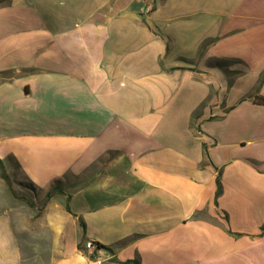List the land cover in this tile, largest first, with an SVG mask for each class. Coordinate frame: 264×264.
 Masks as SVG:
<instances>
[{"label":"crops","instance_id":"1","mask_svg":"<svg viewBox=\"0 0 264 264\" xmlns=\"http://www.w3.org/2000/svg\"><path fill=\"white\" fill-rule=\"evenodd\" d=\"M258 97L264 0H4L0 264H264Z\"/></svg>","mask_w":264,"mask_h":264},{"label":"rangeland","instance_id":"2","mask_svg":"<svg viewBox=\"0 0 264 264\" xmlns=\"http://www.w3.org/2000/svg\"><path fill=\"white\" fill-rule=\"evenodd\" d=\"M11 183L15 188H17L19 194H23V197H27L28 199H36L39 196V192L36 189H32L29 182L23 180L21 174H19L18 170H15L11 175ZM39 200V199H38Z\"/></svg>","mask_w":264,"mask_h":264},{"label":"trees","instance_id":"3","mask_svg":"<svg viewBox=\"0 0 264 264\" xmlns=\"http://www.w3.org/2000/svg\"><path fill=\"white\" fill-rule=\"evenodd\" d=\"M4 0H0V3H2ZM257 101L259 102V103H261V104H264V97H258L257 98ZM0 168L2 169V173H1V175H2V178L5 180V182H6V184L9 186V188L12 190V184H11V181H10V178H9V176H8V174L6 173V171H5V169H4V167H3V162L0 160ZM217 184H218V190H217V196L218 195H220V193H221V184H220V172L218 173V176H217ZM31 185V188L33 189H35V187H33L32 186V184H30ZM56 188L57 187H53L48 193H47V198H50V196H51V193L54 191V190H56ZM59 192H62L61 191V189H57ZM13 191V190H12ZM13 193L15 194V196H17L18 198H20V199H24L23 197H20V196H18L14 191H13ZM67 208H69L68 206H67ZM41 211V209H39V212ZM99 245V247H102L100 244H98Z\"/></svg>","mask_w":264,"mask_h":264},{"label":"built area","instance_id":"4","mask_svg":"<svg viewBox=\"0 0 264 264\" xmlns=\"http://www.w3.org/2000/svg\"><path fill=\"white\" fill-rule=\"evenodd\" d=\"M85 249L88 251L87 264H107V259L98 255L101 247L93 240H88L85 243Z\"/></svg>","mask_w":264,"mask_h":264}]
</instances>
